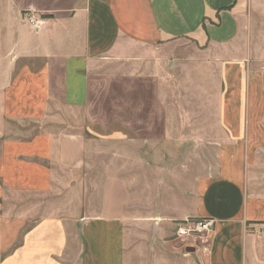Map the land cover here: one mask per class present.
<instances>
[{"label": "crops", "instance_id": "0c3cea01", "mask_svg": "<svg viewBox=\"0 0 264 264\" xmlns=\"http://www.w3.org/2000/svg\"><path fill=\"white\" fill-rule=\"evenodd\" d=\"M188 42L196 51L185 79L189 64L197 79L214 66L219 134L193 201L171 205L160 194V205L133 215L119 174L102 179L94 200L76 185L65 198L89 148L84 120L87 131L117 122L138 142L169 140L162 64ZM111 65L122 78L108 76ZM262 149L264 0H0V264H264V193L247 183ZM203 217L213 231L178 244L176 222ZM128 222L149 230L130 248Z\"/></svg>", "mask_w": 264, "mask_h": 264}, {"label": "rangeland", "instance_id": "374dc122", "mask_svg": "<svg viewBox=\"0 0 264 264\" xmlns=\"http://www.w3.org/2000/svg\"><path fill=\"white\" fill-rule=\"evenodd\" d=\"M259 22L260 20L257 21V25ZM262 26L258 25L256 30L249 32L251 35L249 49L252 53L259 49L256 46L259 34L262 33L259 28ZM195 51L190 42L183 43L178 49L169 52L164 60L162 59V77L170 94L166 103L172 124L169 140L161 143L138 142L117 122L107 128L101 123L90 124L91 131H87L88 123L84 120L80 131L90 140L89 148L82 158L79 174L73 179V184L65 187L67 190L65 198L67 196L69 199L74 198L71 195L73 194L71 185H76L78 190L75 194L83 195L85 200L88 198L94 200L93 197L99 193L98 185L102 179L108 175L119 174L131 184L133 215L136 213L135 209L143 205L145 206L143 209L151 210L153 204H159L160 194L165 195L171 205L178 204L179 200L189 204L193 201L195 181L213 172L219 145L215 143L219 136L215 126L216 87L214 79L210 76L214 66L211 68V65L204 64L201 69L195 71L196 76H201L200 79L192 74L194 66L191 64L187 70L189 79H185L186 72L183 74L181 71L187 66L184 65L185 56ZM138 53L141 55V51ZM148 54L153 53L144 54L145 60L142 61L143 69L147 72L153 71L156 64V58ZM147 66L149 69H146ZM112 67L114 66L111 65L112 71L108 76L115 80L122 78V75ZM106 69L109 70L110 67ZM247 183L254 192L264 193V149L258 152L257 161L247 175ZM137 202L139 205L134 206ZM136 226L132 222L127 224L128 248L141 239L143 232L146 234L149 232L143 227ZM136 228L140 232L137 233ZM190 237L196 236L175 239L181 244L187 242ZM179 252L183 254L182 251Z\"/></svg>", "mask_w": 264, "mask_h": 264}, {"label": "built area", "instance_id": "2783aa9c", "mask_svg": "<svg viewBox=\"0 0 264 264\" xmlns=\"http://www.w3.org/2000/svg\"><path fill=\"white\" fill-rule=\"evenodd\" d=\"M23 19L32 26L37 24V16L32 10H26L23 13ZM215 220L211 217L195 218L193 220L184 219L176 223L175 236L177 238H184L189 236H203L211 233L214 229ZM264 234V224L260 225L257 230Z\"/></svg>", "mask_w": 264, "mask_h": 264}]
</instances>
